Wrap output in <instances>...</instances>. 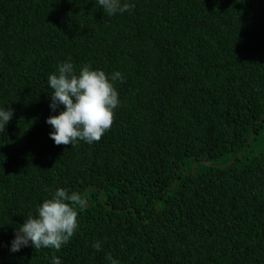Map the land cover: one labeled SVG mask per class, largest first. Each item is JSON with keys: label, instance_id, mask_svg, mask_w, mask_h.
Returning <instances> with one entry per match:
<instances>
[{"label": "trees", "instance_id": "16d2710c", "mask_svg": "<svg viewBox=\"0 0 264 264\" xmlns=\"http://www.w3.org/2000/svg\"><path fill=\"white\" fill-rule=\"evenodd\" d=\"M126 2L0 0V264H264V0ZM65 61L124 77L99 142L49 136ZM59 188L87 200L70 242L11 252Z\"/></svg>", "mask_w": 264, "mask_h": 264}, {"label": "clouds", "instance_id": "9594fccd", "mask_svg": "<svg viewBox=\"0 0 264 264\" xmlns=\"http://www.w3.org/2000/svg\"><path fill=\"white\" fill-rule=\"evenodd\" d=\"M97 3L109 16L130 12L134 7L126 0H97ZM116 81L124 82L119 71L109 77L105 71L93 69L90 65H84L79 74L71 62L65 61L58 66L57 72L48 77L50 108L55 112L63 106V110L46 120L54 129L49 136L55 145L73 146L79 141L92 144L101 140L112 127L115 109L121 104ZM13 115L11 107L0 108V133L5 132ZM86 205V198L79 193L57 189L50 199L42 202L35 215L29 214L16 228L10 251L18 252L29 245L35 250L51 248L60 251L79 229V210ZM92 247L100 251L101 242H95ZM106 258L110 264H119L110 254ZM51 264H61V260L54 256Z\"/></svg>", "mask_w": 264, "mask_h": 264}]
</instances>
